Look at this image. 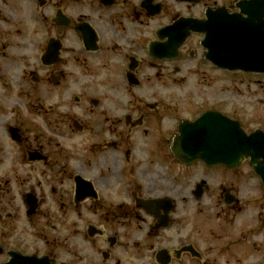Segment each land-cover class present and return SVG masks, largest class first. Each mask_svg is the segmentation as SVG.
I'll return each mask as SVG.
<instances>
[{"label":"flooded vegetation","instance_id":"obj_1","mask_svg":"<svg viewBox=\"0 0 264 264\" xmlns=\"http://www.w3.org/2000/svg\"><path fill=\"white\" fill-rule=\"evenodd\" d=\"M252 2L263 15L264 0H0V264H240L251 248L264 264V197L251 208L240 167L171 147L181 123L221 113L192 27Z\"/></svg>","mask_w":264,"mask_h":264},{"label":"water","instance_id":"obj_2","mask_svg":"<svg viewBox=\"0 0 264 264\" xmlns=\"http://www.w3.org/2000/svg\"><path fill=\"white\" fill-rule=\"evenodd\" d=\"M259 6L257 2L240 6L248 19L230 16L224 11L207 14L203 30L209 60L228 70L264 73V20L257 18L264 14H260ZM253 7L256 9L251 10ZM197 27L195 24L193 29ZM172 151L178 160L186 163L199 159L208 165L233 168L249 158L264 184V133L256 130L247 135L239 122L221 114L206 113L193 123L180 125ZM8 264L50 263L44 258L14 256Z\"/></svg>","mask_w":264,"mask_h":264},{"label":"rangeland","instance_id":"obj_3","mask_svg":"<svg viewBox=\"0 0 264 264\" xmlns=\"http://www.w3.org/2000/svg\"><path fill=\"white\" fill-rule=\"evenodd\" d=\"M220 82L215 84V87L203 88V97L206 100L205 106H212V99L216 101L215 108H218L221 113L239 120L246 130L250 133L256 129L264 131V94H262L259 89L260 84H264V75L256 76L252 74H242V73H228L219 72ZM175 95L180 96L179 92ZM219 100V101H218ZM223 174V177L227 180L228 176L232 174L227 169L217 168ZM236 178L238 186H240L243 193L242 197H247L251 200V208H259L260 203L263 201L264 192L259 181L255 178L251 168L247 163H244L236 171ZM257 201V202H256ZM28 252H36L43 254L44 246L39 242L40 234L34 237L33 232L35 230L32 226H37L36 220L28 223ZM63 235L64 232H61ZM48 239L54 236L52 233H45ZM204 240H213L211 238L204 237ZM253 241L259 245V240L253 238ZM204 250L209 251L213 257H219L221 262L223 258L228 259L231 256L230 252H226L227 249L218 248L216 250L208 249V245H204ZM250 258L245 260H240V264H260L262 257V249L251 248ZM222 253V254H221ZM148 255V254H147ZM132 264V261H130ZM123 264H128L125 260ZM136 264V263H135ZM140 264H144L143 261Z\"/></svg>","mask_w":264,"mask_h":264}]
</instances>
